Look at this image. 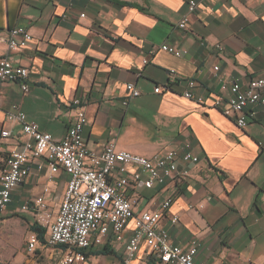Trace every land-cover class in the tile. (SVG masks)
<instances>
[{"label": "crops", "instance_id": "1", "mask_svg": "<svg viewBox=\"0 0 264 264\" xmlns=\"http://www.w3.org/2000/svg\"><path fill=\"white\" fill-rule=\"evenodd\" d=\"M186 1L0 0V58L27 67L31 86L26 93L14 82L0 87V174L9 153L26 139L7 112H24L27 121L61 139L83 110V136L96 151L114 142L150 156L190 142L199 161L189 164L186 179L141 189L137 211L159 209L172 197L161 220L172 244L187 248L196 238V259L207 264H264V106L254 107L256 117L243 129L211 106L215 95H229L225 83L264 77V0H196L193 13ZM183 16L186 28L178 27ZM15 25L25 26L32 41L9 50L5 40ZM162 43L181 55L159 50L144 64L149 49ZM170 69L180 81L194 78L205 103L183 97L180 81L155 93ZM129 82L141 94L124 106ZM2 130L11 135L2 137ZM66 178L60 173L49 179L46 168L33 172L12 191L5 211H22L25 199L43 193L44 212L53 218ZM104 246L109 253L89 248L85 264L121 260L122 240L110 235ZM145 250L141 244L139 259Z\"/></svg>", "mask_w": 264, "mask_h": 264}, {"label": "built area", "instance_id": "2", "mask_svg": "<svg viewBox=\"0 0 264 264\" xmlns=\"http://www.w3.org/2000/svg\"><path fill=\"white\" fill-rule=\"evenodd\" d=\"M187 13H193L198 7L196 0H187ZM83 15V14H82ZM187 17L178 23L186 28ZM6 44L9 50L25 48L32 35L23 25H15L8 31ZM217 52L224 47L217 44ZM165 51L180 56L175 46L162 43L149 49L144 64L157 51ZM218 70V66H214ZM30 71L27 67L13 64L7 56L0 58V87L7 82L20 85L21 90L29 92ZM177 71L170 69L163 84L154 88L155 93L170 89L178 83ZM182 96L198 104L205 103V97L197 90L198 83L194 78L180 81ZM229 95L224 98L215 95L211 106L231 117L236 126L245 128L256 117V105L264 106V77L249 79L246 83L232 80L223 85ZM127 95L122 104L126 106L131 98L140 96L136 84L125 85ZM79 105L80 100L75 99ZM9 121L19 122L25 141L18 149L12 150L5 160V167L0 174V213H3L11 202L12 191L24 182L33 172L46 168L48 178L57 174L66 175L63 198L57 213L52 218L46 214L43 193L34 199H25L22 211L34 210L39 216L38 224L46 228V243H40L35 232L29 234L27 251L34 252L39 246L53 248L54 264H85L88 249L102 247L111 235L117 241H123L124 249L121 260L114 264H143L153 261L156 264H207L196 259L200 242L193 238L187 248L171 243L170 235L161 227L164 211L172 203L168 197L156 210L137 211L141 189H153L166 183L183 182L188 176L189 164L199 161L191 149L190 142H185L179 150H170L150 156L120 150L114 142H109L99 151L88 147L83 136L87 116L79 110L75 121L67 128L61 139H55L43 131L35 122H29L22 111L7 112ZM11 135L9 130H2L1 136ZM44 188V192H46ZM178 221L177 216L171 223ZM141 244L146 250L139 259ZM141 262H138L140 261Z\"/></svg>", "mask_w": 264, "mask_h": 264}, {"label": "rangeland", "instance_id": "3", "mask_svg": "<svg viewBox=\"0 0 264 264\" xmlns=\"http://www.w3.org/2000/svg\"><path fill=\"white\" fill-rule=\"evenodd\" d=\"M39 216L18 211L0 213V264H54L53 248L39 246L34 252L27 251V239L31 224L38 223ZM105 264L104 259L97 261Z\"/></svg>", "mask_w": 264, "mask_h": 264}, {"label": "trees", "instance_id": "4", "mask_svg": "<svg viewBox=\"0 0 264 264\" xmlns=\"http://www.w3.org/2000/svg\"><path fill=\"white\" fill-rule=\"evenodd\" d=\"M217 172H218V174L221 175V172H219V171H217ZM30 228L33 232H35L37 234L40 243L45 244L46 243V228L39 225L37 222L32 223ZM96 253L106 254V253H109V250H108L107 246H103V247H100L96 251Z\"/></svg>", "mask_w": 264, "mask_h": 264}]
</instances>
